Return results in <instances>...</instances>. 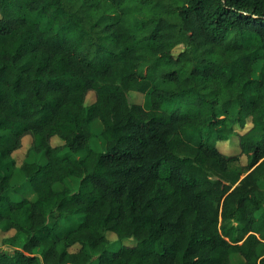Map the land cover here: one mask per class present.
Instances as JSON below:
<instances>
[{
  "label": "trees",
  "instance_id": "16d2710c",
  "mask_svg": "<svg viewBox=\"0 0 264 264\" xmlns=\"http://www.w3.org/2000/svg\"><path fill=\"white\" fill-rule=\"evenodd\" d=\"M26 136L45 163L12 201ZM261 182L264 0H0V230L25 236L0 264H264Z\"/></svg>",
  "mask_w": 264,
  "mask_h": 264
},
{
  "label": "rangeland",
  "instance_id": "374dc122",
  "mask_svg": "<svg viewBox=\"0 0 264 264\" xmlns=\"http://www.w3.org/2000/svg\"><path fill=\"white\" fill-rule=\"evenodd\" d=\"M180 51V48H177L175 50V54L177 55ZM263 64L257 63L254 67V77H258L261 71ZM130 101L133 103H138V104H144L146 108H149V97L148 95H140L138 93H130L129 94ZM95 101V94L91 92L88 97H87V104H91L92 102ZM95 127L99 128L97 124H99L98 121L94 122ZM252 127V124L250 123V120L248 121L246 127L244 129H241L240 127H237V131L241 134L245 133ZM101 129V128H100ZM100 129H96V131L99 133ZM53 145H61L63 142L59 138H54L52 140ZM92 148L96 151L99 149L103 148V141L101 138H96L93 140L91 143ZM31 146V137L26 136L22 140V147L17 150L14 153V158L17 163V168L15 170V175L14 179L12 181L13 188L7 193L8 200H22V199H29V200H35L36 199V194L34 192L33 187L26 181L25 175L20 169V166L24 162H36L43 164L45 163V160L42 158L41 155L35 154V153H30L28 154V150ZM219 149L227 154V155H236L240 153V147H239V139L237 136L231 138L227 142H220L218 143ZM247 164V159L245 156H242L239 163H236L235 165L232 166V169H237L241 165H246ZM79 185V181L76 179H67L64 184H56L55 189L60 190L63 189L64 187H69L71 189H76L77 186ZM260 188L264 190V182L260 183ZM5 203H3L4 205ZM2 205V206H3ZM1 206V209H2ZM260 213H264V209L260 211ZM55 222V221H52ZM60 225V232H63L65 230L66 223L64 221L59 222ZM108 239L110 241L108 247L106 248L107 251L113 252L119 250L123 246H135L137 243L133 239H128L125 241H119L117 240V237L113 233H108ZM25 240V236H16L15 231L11 230L8 232H4L0 230V248L6 251V254L9 255H14L15 249H17L16 245L14 243H21ZM79 246H74L72 249L75 251L78 249ZM71 249V250H72ZM156 250H159L158 246H155ZM244 262V259L242 256L239 254H234L231 256V263L232 264H242ZM97 260H94L91 264H96Z\"/></svg>",
  "mask_w": 264,
  "mask_h": 264
}]
</instances>
